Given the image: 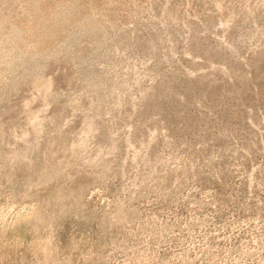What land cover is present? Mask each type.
Instances as JSON below:
<instances>
[{
  "label": "rangeland",
  "instance_id": "1",
  "mask_svg": "<svg viewBox=\"0 0 264 264\" xmlns=\"http://www.w3.org/2000/svg\"><path fill=\"white\" fill-rule=\"evenodd\" d=\"M0 264H264V0H0Z\"/></svg>",
  "mask_w": 264,
  "mask_h": 264
},
{
  "label": "bare ground",
  "instance_id": "2",
  "mask_svg": "<svg viewBox=\"0 0 264 264\" xmlns=\"http://www.w3.org/2000/svg\"><path fill=\"white\" fill-rule=\"evenodd\" d=\"M227 73V72H226Z\"/></svg>",
  "mask_w": 264,
  "mask_h": 264
}]
</instances>
